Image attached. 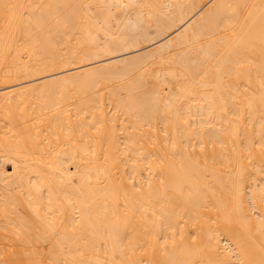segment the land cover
I'll list each match as a JSON object with an SVG mask.
<instances>
[{
    "label": "bare ground",
    "instance_id": "obj_1",
    "mask_svg": "<svg viewBox=\"0 0 264 264\" xmlns=\"http://www.w3.org/2000/svg\"><path fill=\"white\" fill-rule=\"evenodd\" d=\"M1 102L0 264H264V0H0Z\"/></svg>",
    "mask_w": 264,
    "mask_h": 264
},
{
    "label": "rangeland",
    "instance_id": "obj_2",
    "mask_svg": "<svg viewBox=\"0 0 264 264\" xmlns=\"http://www.w3.org/2000/svg\"><path fill=\"white\" fill-rule=\"evenodd\" d=\"M34 98H35L36 101H37V98H36V97H34ZM34 98H33V100H35ZM38 101H40V99H39ZM38 101H37V102H38ZM1 104H2V102L0 103V105H1ZM23 104H24V103H23ZM23 104H22V105H23ZM22 105H20L18 108H21ZM25 105H26V104H25ZM32 105H33V104H31L30 106H32ZM23 107H24V105H23ZM18 111H19V109H18ZM18 111H17V117H16V120H15L16 123H17L16 126H17V128H18L19 130H22V129L24 128V122H21V120L24 119V115L19 114ZM14 128H15V127H14ZM17 128H16V129H17ZM8 168L11 169V167H9V166H8ZM19 182H20V181H19ZM19 182H17V184H18V185H21V184H19ZM20 183H21V182H20Z\"/></svg>",
    "mask_w": 264,
    "mask_h": 264
}]
</instances>
